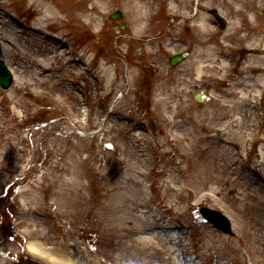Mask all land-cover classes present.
Here are the masks:
<instances>
[{"label": "rangeland", "instance_id": "rangeland-1", "mask_svg": "<svg viewBox=\"0 0 264 264\" xmlns=\"http://www.w3.org/2000/svg\"><path fill=\"white\" fill-rule=\"evenodd\" d=\"M147 1L145 31L136 33L134 1L46 0L55 5L62 17L47 31L60 37L63 53L53 67L54 77L44 80L38 77L37 69L22 71L15 64L18 58L33 60L50 52V43L44 35L28 36L21 34L26 30L18 28L19 25L26 28L38 18L37 13H32L31 0H0V19L6 20L0 30V58L22 81L20 87L15 81L10 90L0 87V119L3 129H9L12 137L20 136L28 149L22 163L20 153L12 150L15 145L12 141L8 162L12 169L19 161V168L8 179L0 180V264H50L30 254L29 245L44 241L31 237L29 232L43 230L45 241H49L47 247L63 240L72 242L71 228L61 227L68 220L55 218L46 208V202L55 199L58 209H73L72 188L62 185L59 178H69L74 161L90 154L96 157L98 165L106 162L120 172L123 168L120 162L127 156L126 145L135 134L154 168L146 170L147 179L141 178L149 205L164 214L161 223L187 228L183 237L188 249L186 258L178 255L181 251H175L172 245H164L165 252L157 254L153 264H184L186 260L189 262L186 264H264V114L258 113L257 104L259 99L264 100V86L260 87L258 75L252 74L257 61L249 59L241 67L226 62L235 30H251L255 44L261 39L264 42V0H175L172 10L171 0ZM100 8L105 10L104 15H100ZM117 10L124 14L121 20L111 18ZM210 10L219 11L228 20L226 34L219 33L221 29ZM196 14L205 15L208 31H200L198 23L187 18ZM15 17L18 18L14 20ZM121 22L127 24L125 29L121 28ZM149 36H156V41L149 40ZM7 37L13 41L11 44L3 42L2 38ZM170 42L174 46L167 48ZM210 46L216 49L214 63L210 64L213 69L208 68L194 81L195 59L211 60L206 53ZM187 50L192 53L191 59L171 66V57ZM83 54L93 67L85 75H79L81 68L74 61ZM70 58L71 64L64 65ZM223 60L221 67L219 63ZM134 63L140 69L128 95L124 69H134ZM257 63L264 66V59ZM102 65L111 67L123 86L119 91L115 85L107 97L95 75ZM185 77L191 84L185 83ZM228 84L240 91L241 97L236 99L233 90L228 98L224 88ZM160 88L171 92L173 101L182 100L180 116L175 120L183 121L184 125L178 129V141L173 143L166 138L173 131L168 116L157 105ZM201 92L208 97L203 106L196 101ZM87 107L90 119L85 121ZM14 109L20 112L17 119L13 118ZM261 120L263 124L259 127ZM0 137V149L5 151V138ZM187 144H193L192 151L186 149ZM207 149L219 151L217 174H223L220 162H235L243 166L239 173L247 172L249 178L234 175L235 183L227 191L221 181L223 176L206 183L205 174L197 173L193 158ZM6 163L2 162V166ZM188 164L191 169L183 172L181 168ZM64 168L69 172L64 173ZM159 168L163 171L159 172ZM44 174L48 177L44 178ZM114 176L112 181L109 176L99 175L83 177L81 181L83 184L95 181L97 189L112 187L114 191L129 193L121 176ZM168 176L175 178L173 192L166 191L164 185ZM176 188L184 189L180 197ZM82 194L89 199L90 192L83 190ZM170 196L178 197L181 210L168 206ZM202 206L227 215L234 235L208 223L199 212ZM96 231L97 227L91 226L90 231L81 230L79 236L84 242L82 247H87L98 260L94 253L99 247V230ZM111 234L119 237L116 231Z\"/></svg>", "mask_w": 264, "mask_h": 264}, {"label": "bare ground", "instance_id": "bare-ground-1", "mask_svg": "<svg viewBox=\"0 0 264 264\" xmlns=\"http://www.w3.org/2000/svg\"><path fill=\"white\" fill-rule=\"evenodd\" d=\"M129 2L134 1V5L132 9L135 12V21L137 22V26L135 28L136 33H144V24L143 21L149 15L148 11V1L147 0H128ZM6 2V1H5ZM31 5L33 6L32 13H37L38 18L34 21V23L26 28H22L20 25L18 26L19 30L22 31L21 34L26 33L29 35H44L46 39L49 41L50 52L47 56H37L36 59H28L25 57L18 58V63L15 62L18 69L24 71L28 68L37 69L38 77L49 80L54 77L53 67L58 63L60 53H63L62 48L63 44L54 32L47 31L51 26L57 25L60 21H62V17L55 9V5L52 2L47 3L46 0H31ZM171 10L175 7V0L170 1ZM100 15H104L105 10L100 8ZM18 17H15L16 20ZM187 18L193 20L198 23V27L200 31H208L209 28L206 24L205 15H193L188 16ZM5 20V18H4ZM2 18L0 19V30L4 27V21ZM250 20L253 21L254 17L251 16ZM22 22V21H21ZM51 30V29H49ZM18 36V35H17ZM103 39H106L105 31L103 32ZM154 38V39H153ZM156 36H149L148 39L155 40ZM5 44H11L13 41L10 37L2 38ZM174 46V43H168L167 48ZM216 49L214 47H208L206 53L209 55L211 60L207 62L200 61V59L196 56V69L194 75L196 76L195 80L198 77L202 76L203 73L210 68V64L214 62L213 57H215ZM20 55V54H19ZM71 57L72 54L69 53ZM75 59V58H74ZM191 59V58H190ZM189 59V60H190ZM252 62L255 63L258 60L256 57H251ZM250 59V60H251ZM71 58L68 62L64 63V65L71 64ZM223 62L219 63L221 67H223ZM253 66L256 69H259L258 80L260 81V87L264 86V66L261 63H257ZM74 63L81 68L78 72L79 75H85L88 70H90L93 65L90 59L86 58V55H82L75 59ZM226 63V62H225ZM224 63V64H225ZM90 64V65H89ZM252 66V63H250ZM134 69L125 68L124 72H126V84L128 85V89L126 94L129 95L131 93V86L136 82V73L140 69V65L138 63L133 64ZM86 67V68H85ZM213 69V67H211ZM208 71V70H207ZM13 75L15 77V81L18 83V87L22 86V81L19 78V75L16 74L14 70H12ZM97 78L100 79L103 93L106 95L112 94L115 90V85L119 88V91L122 90V84L119 81V77L116 76L111 71V67L102 65L99 68V71H96ZM117 74V73H116ZM186 78V84L190 83L188 77ZM191 84V83H190ZM226 96L231 98L229 95H232L231 92L234 90L236 93V99H238L239 95H241L240 91H236L233 85L228 84L225 87ZM263 90V89H262ZM186 93V89L184 90ZM167 90H162L158 93L157 105L160 107L162 112L168 116V123L170 124V128L173 130L166 135L167 142L173 143L178 141V131L181 130L184 124L183 121H176L175 119L180 116V107L182 105V100L173 101V96L171 92L166 93ZM184 93V94H185ZM245 93L242 94L244 97ZM32 107V106H31ZM13 118L17 119L20 115V112L16 109L12 110ZM86 116V110L84 112ZM89 118V113L87 114ZM85 121L87 117H85ZM3 121L0 119V136H4L5 138V151L0 149V180H5L11 177L12 172L19 168V161H17L13 165L11 169V163L8 162L10 160V152L12 141L14 140L15 145L12 146V150L14 149L18 153H20L21 158L19 160L23 163L26 160V156L28 155V149L26 148V144L24 140L15 134L14 137L10 135L9 129H3ZM106 132V131H105ZM2 134V135H1ZM0 137V143H1ZM139 137L137 134L132 135L129 139L128 146L126 145V158L122 159L120 163H122L123 168L119 172L114 166H109V164H97L96 157L93 154L89 156L74 161L72 169L70 172L68 169H62L64 173L70 174L69 178L60 179L61 184L64 186H71L72 192L75 196L73 201V209L72 211H67L66 209H58V201L52 199L51 201L46 202V208L48 212L54 215L55 218H65L68 220L64 222L61 227L65 228L69 226L71 230H69L70 235L72 236V242H67L63 240L61 243H55L54 247L45 246L49 241H45L46 233L43 230H31L29 235L31 237H35L37 239H42L44 243L40 242L39 244H31L28 246V250L30 254L39 257L41 259H45L50 264H153L152 259L159 253L165 252L164 245H172L175 248V251H181L178 255L188 254V249L186 244L183 242V237L185 236L186 227L178 226L175 227L170 224L161 223L160 220L164 218V214L161 210H156L155 208L149 205L147 201V192L144 189L143 181L141 178L147 179L148 175L146 174V170L152 171L154 168L149 160V158L145 155V152L140 149L138 143ZM188 151H192L194 146L193 144L185 145ZM191 155V154H190ZM192 156V155H191ZM195 156V155H194ZM193 158L194 164H196L195 169L197 173L205 174L206 183L215 182L218 180L217 178L223 176L221 181L224 185L227 186L226 190L235 183L234 175L241 174L239 173L243 166H237L235 162H224L223 164L220 162V166L222 167L223 174H217L219 172L218 169V158L219 151L213 149L212 151H204V154ZM7 161L5 166H2V162ZM192 166L181 168L183 172L186 170H190ZM23 169V166L20 168ZM217 169V171H215ZM213 170V171H212ZM159 172L163 171L162 168L158 169ZM118 177L121 176V179L127 183V189L129 191H114L112 187H100L97 189L95 185V181H89L86 184H83L81 179L83 177L96 176L99 175L100 178L110 177V181L114 179V175ZM243 178L248 179L249 174L247 172H243L241 174ZM44 178L48 177V174L43 175ZM117 177V178H118ZM234 178V179H233ZM110 184V182L108 183ZM164 185H166V191H175V178L173 176H168L164 179ZM43 187V185H42ZM83 190H87L90 192L89 199H85L82 194ZM178 192V196L180 197V192L183 191V188H176ZM168 206L176 210H181V201L178 197L168 198ZM91 226L97 227L98 232V243L99 247L97 252H94L98 255V260L93 257L92 253L89 249L83 248L84 242L80 240V231L86 230L90 231ZM99 228V229H98ZM104 228V229H102ZM176 229H179L176 231ZM96 231V232H97ZM116 231L119 233L120 241L116 240V237L111 233ZM174 231V232H173ZM146 235H149L147 238ZM46 242V243H45ZM157 245H161L157 247ZM163 246V247H162ZM171 250V249H169ZM149 254V255H147ZM189 263L187 260L184 264ZM14 264H21L20 262ZM161 264H165L162 262ZM182 264V263H180Z\"/></svg>", "mask_w": 264, "mask_h": 264}, {"label": "water", "instance_id": "water-1", "mask_svg": "<svg viewBox=\"0 0 264 264\" xmlns=\"http://www.w3.org/2000/svg\"><path fill=\"white\" fill-rule=\"evenodd\" d=\"M212 14L215 16V18L221 22V25L223 28L226 27V21L224 18H222L217 11H212ZM123 14L121 11L116 12L112 15L113 19L119 20L122 19ZM122 27H125L124 24H122ZM187 58V54H181L178 56H175L171 59V64L176 66L183 61H185ZM13 84V75L10 71V69L7 67L5 62L0 59V86L3 89H9L11 88ZM197 100L199 102H203L205 100L204 95H198ZM222 135V134H221ZM201 214L207 219L208 222L214 224L216 227L220 228L222 231L228 234H233L232 231V225L227 216L222 214L221 212L217 210H213L211 208L203 207L200 209Z\"/></svg>", "mask_w": 264, "mask_h": 264}, {"label": "flooded vegetation", "instance_id": "flooded-vegetation-1", "mask_svg": "<svg viewBox=\"0 0 264 264\" xmlns=\"http://www.w3.org/2000/svg\"><path fill=\"white\" fill-rule=\"evenodd\" d=\"M227 30H219L221 35L226 34ZM251 30H235V35L232 36V48L230 50V56H227L226 62H231L236 67H241L249 62L251 57H256L257 60L264 59V42L261 39L258 43L253 42V38L250 37ZM259 40V38L257 37ZM189 57L192 53L187 50ZM259 69L252 71L253 75L259 74ZM203 106V105H202Z\"/></svg>", "mask_w": 264, "mask_h": 264}]
</instances>
